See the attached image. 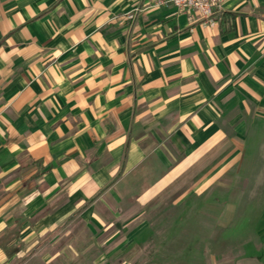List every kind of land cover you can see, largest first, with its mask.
<instances>
[{
    "label": "crops",
    "instance_id": "obj_1",
    "mask_svg": "<svg viewBox=\"0 0 264 264\" xmlns=\"http://www.w3.org/2000/svg\"><path fill=\"white\" fill-rule=\"evenodd\" d=\"M204 194L264 264V0H0V264H136Z\"/></svg>",
    "mask_w": 264,
    "mask_h": 264
},
{
    "label": "rangeland",
    "instance_id": "obj_2",
    "mask_svg": "<svg viewBox=\"0 0 264 264\" xmlns=\"http://www.w3.org/2000/svg\"><path fill=\"white\" fill-rule=\"evenodd\" d=\"M255 203L249 202V207ZM227 204L216 199L207 202L205 194L192 196L177 206L167 202L153 212L151 233L133 249L132 255L138 257L136 264H210L212 257L233 256L237 250L231 246L236 239L225 230L244 224L233 218L225 222L229 227L221 226L220 214ZM247 226L254 227L252 222Z\"/></svg>",
    "mask_w": 264,
    "mask_h": 264
},
{
    "label": "built area",
    "instance_id": "obj_3",
    "mask_svg": "<svg viewBox=\"0 0 264 264\" xmlns=\"http://www.w3.org/2000/svg\"><path fill=\"white\" fill-rule=\"evenodd\" d=\"M176 8L182 12L193 13L212 21L215 14L222 10L227 0H172Z\"/></svg>",
    "mask_w": 264,
    "mask_h": 264
}]
</instances>
